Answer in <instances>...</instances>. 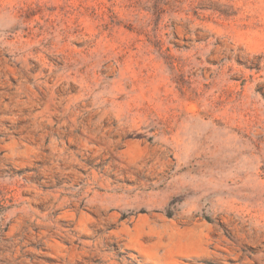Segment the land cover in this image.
I'll use <instances>...</instances> for the list:
<instances>
[{
	"label": "rangeland",
	"instance_id": "1",
	"mask_svg": "<svg viewBox=\"0 0 264 264\" xmlns=\"http://www.w3.org/2000/svg\"><path fill=\"white\" fill-rule=\"evenodd\" d=\"M170 242L264 264V0H0V264Z\"/></svg>",
	"mask_w": 264,
	"mask_h": 264
},
{
	"label": "bare ground",
	"instance_id": "2",
	"mask_svg": "<svg viewBox=\"0 0 264 264\" xmlns=\"http://www.w3.org/2000/svg\"><path fill=\"white\" fill-rule=\"evenodd\" d=\"M129 144V142L127 143ZM126 144V145H127ZM128 146V145H127ZM126 147V146H125ZM129 147V146H128ZM127 150V147H126ZM129 152V151H128ZM83 212V211H82ZM81 216V220H83L86 215L83 213ZM179 234H181L179 232ZM178 236V235H177ZM176 238V237H175ZM179 238V237H178ZM180 239V238H179ZM133 243L138 246L142 251L146 252L149 255H153L154 254V249H153V245L158 244V243H154L152 245V247H146L141 240L138 237V233H136L133 238H132ZM179 241V240H178ZM180 242V241H179ZM179 242H170L167 246H166V259L169 262H172L174 264H185L184 260L186 259H190L192 258L193 255H196L198 253V255H200L199 253L202 252L204 250V247L202 248V246L200 244H196V245H191V244H182ZM178 243V244H177ZM187 243V242H186ZM189 243V242H188ZM53 246L58 249L61 244L56 241L53 240ZM54 248V249H55ZM203 253V252H202ZM196 262V261H195Z\"/></svg>",
	"mask_w": 264,
	"mask_h": 264
}]
</instances>
